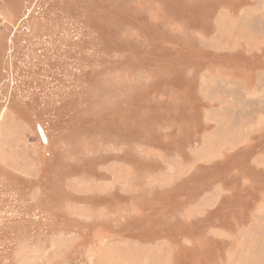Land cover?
<instances>
[{
  "label": "rangeland",
  "instance_id": "obj_1",
  "mask_svg": "<svg viewBox=\"0 0 264 264\" xmlns=\"http://www.w3.org/2000/svg\"><path fill=\"white\" fill-rule=\"evenodd\" d=\"M227 3L0 0V264H264V0Z\"/></svg>",
  "mask_w": 264,
  "mask_h": 264
},
{
  "label": "crops",
  "instance_id": "obj_2",
  "mask_svg": "<svg viewBox=\"0 0 264 264\" xmlns=\"http://www.w3.org/2000/svg\"><path fill=\"white\" fill-rule=\"evenodd\" d=\"M228 1V5H232L233 6V4L235 3V4H241V2L243 1V0H227ZM248 4V3H247ZM247 4L246 5H244V6H242V7H245V6H247ZM251 7V6H250ZM212 26V25H211ZM228 53H236V50H234V51H232V52H228ZM227 53V54H228ZM222 54V53H221ZM220 54V55H221Z\"/></svg>",
  "mask_w": 264,
  "mask_h": 264
},
{
  "label": "water",
  "instance_id": "obj_3",
  "mask_svg": "<svg viewBox=\"0 0 264 264\" xmlns=\"http://www.w3.org/2000/svg\"><path fill=\"white\" fill-rule=\"evenodd\" d=\"M39 134H40V137L42 138L43 142L45 143L46 142L45 137H44L43 131H42V129H40V127H39Z\"/></svg>",
  "mask_w": 264,
  "mask_h": 264
},
{
  "label": "trees",
  "instance_id": "obj_4",
  "mask_svg": "<svg viewBox=\"0 0 264 264\" xmlns=\"http://www.w3.org/2000/svg\"><path fill=\"white\" fill-rule=\"evenodd\" d=\"M246 181H250L249 179H245Z\"/></svg>",
  "mask_w": 264,
  "mask_h": 264
}]
</instances>
